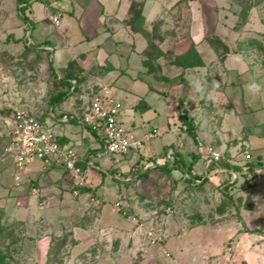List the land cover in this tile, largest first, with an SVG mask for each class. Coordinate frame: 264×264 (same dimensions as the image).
Returning a JSON list of instances; mask_svg holds the SVG:
<instances>
[{
    "label": "crops",
    "instance_id": "obj_1",
    "mask_svg": "<svg viewBox=\"0 0 264 264\" xmlns=\"http://www.w3.org/2000/svg\"><path fill=\"white\" fill-rule=\"evenodd\" d=\"M7 1L10 9L0 15V50L12 54L24 50L35 51L44 56L47 68L58 80L65 77L69 63L74 61L79 68L77 75L81 82L110 85L116 89L118 98H121L127 110L125 112H132L128 121L123 109L122 120L131 124L129 128L134 130L136 136H141V127L149 122L158 129V136L152 141L161 136L164 139L160 148L156 144L152 145L151 141L142 153L131 151L135 153L133 156L131 152L126 155H101V138L77 122V117L89 105L90 98L85 91L76 92L75 86L80 82L76 83L75 80L71 82L73 86L65 100L53 106L48 105L44 112L35 111L27 100L23 101L25 97L18 100L9 93V97H0V116H3L1 110H11L16 105L29 110L42 122L52 126L58 142L72 147L80 157L81 164L85 165L87 185L80 189L63 166L55 163L45 166L41 160L31 165L32 184L18 187L14 179L13 156L5 152L10 142L9 131L5 130L10 129L14 112L12 118L3 116L0 120V196L5 197L0 205L4 203L2 207L6 218L24 227L18 241L21 259L27 260V264H50L52 259H57L58 253L52 252L54 243L60 238L57 233H69L74 240L71 256L64 264H75L78 255L87 253L98 242L109 243L114 239L116 244L120 243L124 247L127 241L122 230L125 218L111 205L119 201L126 187L136 177L131 176L132 173L149 169L148 174H151L165 165L171 169L175 159L179 158L187 167H191V173L196 176L189 184L185 178L188 175L187 179H191L189 172L173 169L170 174L179 175L184 186L202 185L204 196L215 195L218 199L222 195L228 196L232 201L230 204L234 202L235 206H239L250 226L256 223L252 214L264 213L263 162L262 156L256 153L264 147V91L258 93L256 89L254 92L251 82L244 78L250 62L245 59L246 51L239 49L237 43L231 42L234 46L229 43L224 45L226 51L220 47L215 51V46L203 41L214 34L220 38L225 35L233 38L238 30L252 29L255 34L264 33V17L260 15L259 4L251 9L246 20H241L239 15L242 7L237 0H192L197 5L190 20L192 26L181 36L177 27H173L174 31L170 33L172 27L168 26L167 19L164 20L165 15L160 10L162 5L157 0H144V28L151 33L152 28L155 29L156 19L164 20L159 28L162 33L157 30L160 36L156 41L158 48L164 54L172 51L174 57L184 56L193 48L196 60L198 57L202 61L198 66H179L183 82L188 85L183 95L185 99L182 98L189 120L195 125L194 140L190 135L180 137L176 133L170 117L173 98L163 92L160 83L161 86H158L157 79L161 78V74L163 80L173 76L172 70L167 74L166 65L165 68L162 65L164 56L154 62L156 69L161 67L160 75L155 70L149 73L143 65L148 41L128 24L131 4L139 0ZM209 9H212V15L207 12ZM54 15L59 16L58 25L52 21ZM232 77L237 79L236 83ZM221 82L224 88L215 86V83L221 85ZM1 83H5L2 77ZM201 84L208 85L206 89L210 90L209 93L199 89L193 93V85L198 88ZM19 101L23 104H18ZM204 101L211 105V111L219 105L226 111L225 126L218 131V135L213 133L215 129H212V136L208 134L211 127L208 129L205 125L208 116ZM143 115H149L146 121ZM135 118H139L140 124ZM241 147L246 148L259 163L256 167V185L251 189L246 186V172L242 167L246 161L243 153L238 151ZM208 149L224 156L212 168L206 167ZM170 151L173 156H169ZM137 154L145 161H139V166L134 167ZM148 162L154 166L145 168ZM225 164L242 169L235 172L231 167H224ZM195 180L200 182L196 183ZM33 189L38 191L37 195ZM74 189L79 191L76 196L73 194ZM215 189L218 192H214ZM248 197L255 204V210L244 206ZM238 199L242 200V205L236 203ZM181 227L174 216L167 217L165 246L175 257L176 264H184L182 262L187 259L196 264L205 247H209L208 244L222 242L219 234L231 238L236 232L234 224L228 225L223 232L212 227V238H208L200 234L201 226L188 232ZM241 235L237 250L245 252L250 242L246 233ZM255 238L260 239L262 236ZM115 255L105 254L96 264H122L118 255ZM149 255L143 264H158L157 249H152Z\"/></svg>",
    "mask_w": 264,
    "mask_h": 264
},
{
    "label": "rangeland",
    "instance_id": "obj_2",
    "mask_svg": "<svg viewBox=\"0 0 264 264\" xmlns=\"http://www.w3.org/2000/svg\"><path fill=\"white\" fill-rule=\"evenodd\" d=\"M157 1L162 5L160 10H162L163 15H165L163 17L164 20L167 19L168 26L172 27L170 28V33L174 31L172 30L173 27L179 28L178 30L181 36L182 33H187L186 31L192 26V21L190 20L191 16L193 15L192 12H194V9L197 7V5L194 4V2L192 3V0ZM137 2H139L140 9L143 13L144 0H139ZM237 2H239L242 9L248 8V14L245 20L248 18L251 9L256 6V4L261 6L259 12L260 15L264 17V0H237ZM134 8L136 10L137 7ZM8 9H10L8 1L0 0V15H2ZM242 9L240 12H242ZM211 11L212 9H209L207 12L212 15L213 11ZM134 15L135 13L133 15L131 14V17H134ZM239 18L244 20L242 15H239ZM156 20L157 21L154 22L155 29L152 28L151 34L157 39V36L159 35L157 30L160 31L159 28H161V25L164 24V20ZM238 28L239 27H237V29ZM160 33L162 32L160 31ZM255 33L256 32H254L252 29L245 31L238 30L236 36L233 38L228 35L222 36L220 38L218 35L214 34L213 36L209 35L206 37L205 41L203 42L209 46H215V51L218 47L222 48L223 51H226L227 47L224 45L227 43L233 46L237 43V47L239 49L245 50L247 54L245 59L250 62V66L246 74L247 76H244V78H247V80L251 82V86L253 90H255L254 92H256L257 89L258 93H260V91H264V33ZM234 38H236V40H234ZM177 40L178 37L176 38V41ZM231 42H234V44ZM262 47L263 49H261ZM250 49L251 51H248ZM172 54V51H168L166 54L163 53L164 60H162V65L164 68L166 65V69L168 70L167 74H169V72L172 70L173 76L170 78L167 77L165 80H163L160 66H158L159 71L157 70L158 68H155V73H159V75L161 74V78L157 79L159 80L157 83L162 85L164 88L163 92H165L167 95H171L173 98V109L170 117L172 118L173 126L176 127V133L180 137H186L189 134L180 120V115L186 114L189 118L188 112L184 108L185 98L183 97L184 92L187 91L186 88L188 85L183 82L184 78H182L181 68L175 65L177 64L176 60H178L181 55L174 57ZM171 64L174 65L172 66ZM0 77L5 80V83L0 84V97H4L5 95L6 97H9L8 93L18 100L22 97H25L26 99L23 101L27 100L28 104H30L35 111H46V107L48 105L50 106V98L55 96L61 90H67L66 87H62L58 79L53 77L50 69L47 68V63L44 56L37 54L35 51L24 50L23 52L12 54L1 49ZM232 81L236 83L237 79L232 77ZM221 83V85L215 83V86L224 88L225 85L223 82ZM160 84L158 86H161ZM207 86L208 85L201 84L198 88H196V86L193 85V93L197 89H199L201 92L205 90L207 93H209L210 90L206 89ZM99 88L100 85L89 83L85 84L84 82H80L75 86L76 92L85 91L89 93V98L91 97V91L97 90ZM207 97H205V99H207ZM207 101H204V105L206 107L205 112L208 116V122H205V125L208 127V129L211 127V130H208V134H210V136H212V129H215V132L213 133L218 135V131H221L225 126V120L227 119V116L224 113L226 111L222 109V106L220 105L215 107L214 111L209 110L211 105L209 106ZM18 104L23 103L19 101ZM17 106L18 105L14 106V108ZM14 108L11 110H1V114L4 117L12 118V112H14ZM125 111L127 110L124 109V112ZM3 116H0L1 121ZM131 116V111L125 112L126 120L129 121ZM148 116L149 115H143L145 121V118ZM135 119L136 122H140L139 118ZM124 124L127 128H129L131 125L127 121ZM5 131H9L10 135V129L8 130L7 128ZM162 139L163 137L161 136L159 139L152 141L151 144H156L157 147L160 148V145L164 142V139ZM238 151L243 154L249 153L244 147L239 148ZM256 153L257 155L262 156L264 177V147ZM134 154L135 153H132L131 155L133 156ZM139 154L136 155L137 157L134 167L139 166V161H145L144 158H140ZM249 154L252 157V154ZM251 162H255L253 157L252 160L246 161L242 167H245V165ZM216 191L217 189L214 190V192ZM203 197H205V199ZM219 197L220 198L218 199L215 195L204 196L202 187L200 189L191 185L184 186V183L182 182L181 178H179V175L173 176L159 169L153 171L144 178L131 181L130 185L126 187L125 191L120 196L119 201L115 202L111 206L113 207L115 204H123L129 214H133L148 220H156L158 223H160L161 229L163 231L166 228L167 217L174 216L178 224L180 226L182 225L181 228H184L185 231L188 232L197 226H201L202 230H200V234L202 233V235H205V237L208 238H212V227H217V229L219 228L223 232L224 228H227L228 225L232 226V224H234L236 228L234 237L228 238L227 236L219 234V238H221L222 242L220 244H208L209 247H205L202 255L200 254V260L197 261L196 264H264V213L262 211L254 212L252 215L255 216L256 219L254 220H256V223L254 222L255 224L252 223V226H250L249 222L245 221V217L240 211L239 206H235L234 202L230 204L232 201L229 200L228 196L222 195ZM4 198V196H0V201ZM241 201L238 199L236 203H239L240 205L242 203ZM244 204H246L244 206L255 210V204L252 203L249 197L245 199ZM2 205H4V203L0 205V255H4L6 257V261L9 264H27L28 261L23 260L20 257V245L18 243L24 231V227H22L19 222L10 221L8 218H6ZM168 208H171V212H167ZM83 223L85 222L83 221ZM124 223L125 224L122 226V230L127 240H125L126 242L124 247H122L120 243L119 245L116 244V241L111 238V242L109 243L106 241L103 243L98 242V244L91 250H88L87 253L78 255L79 259H75L77 261L75 264H96L101 256L108 253L111 255L112 253L118 255L122 261V264H141V262L143 264L144 260H147L148 256H150L149 254L152 253V249L154 248L157 249L158 264H168L162 257V249L160 246H151L145 239L144 234L137 233L134 226L126 218ZM242 233L247 234V240L250 242V245L246 248L245 252H239L237 250L239 245H237V242H240L239 239L242 236ZM58 235L60 238L54 243V251L58 253L59 257H57L55 260L52 259V264H64L71 256L70 251L72 242L74 240L70 237L69 233H57V236ZM257 236H262V238H255ZM63 240H65L64 243ZM58 259L61 260V262L55 263L58 261ZM182 263L195 264L190 259H187ZM173 264H176V259L174 256Z\"/></svg>",
    "mask_w": 264,
    "mask_h": 264
},
{
    "label": "built area",
    "instance_id": "obj_3",
    "mask_svg": "<svg viewBox=\"0 0 264 264\" xmlns=\"http://www.w3.org/2000/svg\"><path fill=\"white\" fill-rule=\"evenodd\" d=\"M51 18L55 25L60 23L59 16L54 15ZM90 96L89 105L77 117V122L101 138V155H126L131 151L142 153L149 142L158 136V129L149 122L141 127L142 134L139 137L133 129L124 125V105L113 86L100 85L99 89L91 91ZM5 152L13 156L14 179L18 187L32 184L31 165L37 160L43 161L45 166L52 163L63 166L71 178L75 179V185L79 189L87 185L84 170L79 165L81 159L76 151L70 146L60 144L52 126L45 124L23 107L14 108L10 124V142ZM208 155L207 168L224 158L213 149H208ZM169 156H173L172 151ZM243 159L250 161L252 157L249 153H244ZM153 166L152 162L145 164V168ZM188 177L185 175L186 179ZM33 192L38 194L36 189H33ZM73 194L76 196L79 191L74 189ZM96 203L98 204L97 201ZM113 208L134 226L137 233H143L151 246H160L164 260L173 264V256L165 246L167 236L160 223L154 219L148 220L129 214L123 204H115ZM167 212H171V208H168Z\"/></svg>",
    "mask_w": 264,
    "mask_h": 264
},
{
    "label": "trees",
    "instance_id": "obj_4",
    "mask_svg": "<svg viewBox=\"0 0 264 264\" xmlns=\"http://www.w3.org/2000/svg\"><path fill=\"white\" fill-rule=\"evenodd\" d=\"M20 3L23 2L24 0H18ZM134 7H137L136 10ZM138 10V11H137ZM23 9H22V13H23ZM134 15V17H131V14ZM130 17L128 20V24L131 26L132 30L135 32H139L141 33L148 41V51L146 52V60L143 61V65L148 69L149 73H152L155 70V66H154V62L156 60H158L160 57L163 56V52L158 48V45L156 44V41L158 38H160V36H157V39L154 38L155 36H153L151 33H149L145 28H144V20L145 17L142 14V10L140 9V4L138 2H132L131 7H130V11H129ZM248 14V8H243L241 15L243 18H246ZM157 34V33H156ZM198 60H196V55H195V51L190 50L187 54H185L184 56H180L178 58V60H176L178 66H181L183 68H188V67H192V66H198L202 64V61L200 58L197 57ZM79 71V68L77 67L76 63L74 61L70 62L68 65V72L65 75L64 78L60 79L59 82L62 85V87H66V91L65 90H61L59 91L55 96H52L50 98L49 104L51 106L59 104L61 102H63L65 100V98L68 95L69 89L70 87L73 86V84L71 83L73 80L76 81V83L81 82L79 75H77ZM55 79H57V77L54 75ZM164 78V77H163ZM180 120L182 122V124L185 126L186 130L188 131V134L195 140L196 136H195V125L189 120V118L187 117L186 114H181L180 115ZM42 121V120H41ZM255 162H251L247 165H245V167H243V169H245V181H246V186L247 188L251 189L253 187H255L256 185V178H257V171H256V167L259 165V163ZM174 167H172L171 169H168V165L163 166L161 170L167 172L168 174H170V172L173 169H178L181 170L183 173L184 172H189L191 179H186L187 183H192L193 179L196 178V176L194 174L191 173V167H187V164L179 159H175L174 162ZM80 167L82 168V170L85 171V165L84 164H79ZM213 164H211L209 166V168H212ZM224 167H231L235 172H238L239 170H241L242 168L237 167V166H231L230 164H225ZM149 169H146L145 171L141 172L140 170L137 171V173H132L131 176L136 175V177L133 180H138L141 178H144L148 175ZM194 187H198L201 188L202 185L198 186L197 184L193 185ZM83 191H86L85 189H83ZM65 242V240H63V243ZM55 250V247L52 249V252ZM61 260L58 259L57 262L55 263H60ZM0 264H9L6 261V257L4 255H0ZM50 264H52V261H50Z\"/></svg>",
    "mask_w": 264,
    "mask_h": 264
}]
</instances>
